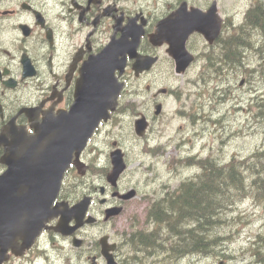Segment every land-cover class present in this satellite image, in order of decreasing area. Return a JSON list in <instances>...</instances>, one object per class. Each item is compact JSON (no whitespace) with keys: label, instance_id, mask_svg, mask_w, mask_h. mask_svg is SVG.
<instances>
[{"label":"flooded vegetation","instance_id":"flooded-vegetation-1","mask_svg":"<svg viewBox=\"0 0 264 264\" xmlns=\"http://www.w3.org/2000/svg\"><path fill=\"white\" fill-rule=\"evenodd\" d=\"M241 1L0 0V133L12 122L16 127L13 138L18 137V127L32 134L34 122L42 123L58 112L69 110L82 63L109 41L130 40L142 33L137 53L155 56L158 60L151 70L141 75L155 70L176 75L175 62L168 53L169 44H157L161 36L152 39L157 25L181 7L183 13L179 19L186 20L190 27L220 26L215 43H224L226 29L235 27L240 20ZM208 44L201 32L190 34L187 48L195 54V61L188 65L185 73L201 75L205 72L207 56L203 48ZM129 59L121 77L127 85L129 78L126 77L134 73L135 62L130 55ZM124 100L122 95L121 102ZM4 151L0 146V157ZM99 209L93 207L95 216H99ZM96 223L105 225L109 221L101 219ZM123 235L116 229L111 233L85 234L79 247L85 251V256L68 254L65 264H107L100 245L102 236L117 242L118 250L113 252L117 264H127L120 249ZM39 257L49 255L36 241L22 256L12 255L6 264H29ZM18 258L23 260L17 263Z\"/></svg>","mask_w":264,"mask_h":264},{"label":"trees","instance_id":"trees-1","mask_svg":"<svg viewBox=\"0 0 264 264\" xmlns=\"http://www.w3.org/2000/svg\"><path fill=\"white\" fill-rule=\"evenodd\" d=\"M263 9L264 7H258L247 15V19L241 24L239 30H237V32L235 33V39L228 42L224 47V57L216 58L214 60V63H220V65H228L230 68H232L237 65V61H240V74L247 77L248 82L251 83L253 89L256 90V95L252 100L256 101L255 106L257 117H263L264 121V111L261 110L264 108ZM229 57H231V62L229 60ZM238 57L239 59H237ZM256 57H259L258 60L260 59V64L258 65V67H255L256 62H254V60H257ZM216 76L220 79H222L223 77L222 75ZM220 163L221 162L217 159L209 158L208 163L203 165V169L197 174L196 177H189L187 181L181 184V187L177 193L172 192V194H168L166 196V201L162 200L157 202L158 217L154 219L161 225L163 224V226L168 224L170 227L175 228L176 235H178L176 238V243L178 242L177 246L179 249V254L181 253L183 247L185 249L188 247L184 252H212L215 247L214 242L216 241L218 236V232L216 231V229L222 224V213L230 208V206L235 203L237 198H241L247 193L257 191L256 195L259 196V198L264 199V149L257 148L252 154H250V156L243 159L232 158L231 162H226L222 165ZM231 165L233 166V168ZM228 167L231 168L229 169ZM255 168L257 171L255 170ZM224 169H226L227 172ZM237 169H240L241 172H238ZM229 170L231 172H229ZM242 171L244 174L242 173ZM234 173H237V175ZM257 175H259V177ZM233 177L234 179H232ZM252 178L253 180H251ZM199 180L201 181L199 182ZM239 180L241 182H239ZM194 183L195 185H193ZM197 183H199L200 186ZM243 184H245V186ZM233 189L234 191H232ZM222 205L223 207L221 208ZM212 209L214 211H212ZM171 221H174L173 223L175 225ZM181 221L183 222V224ZM203 223L205 225H203ZM185 225L187 226L186 228H184ZM194 225L196 227H194ZM179 229L180 231L178 233L177 230ZM180 238L183 239L181 240ZM205 238H208V240L203 243V239L205 240ZM183 240L185 241V243ZM261 248L264 249V242L260 244L257 243V245L254 246L253 250L259 255V259H264L263 257L261 258V256H263Z\"/></svg>","mask_w":264,"mask_h":264},{"label":"rangeland","instance_id":"rangeland-1","mask_svg":"<svg viewBox=\"0 0 264 264\" xmlns=\"http://www.w3.org/2000/svg\"><path fill=\"white\" fill-rule=\"evenodd\" d=\"M242 8L243 5L241 6V9ZM242 13H244V10ZM184 83L185 78L179 76L177 84L184 85ZM183 97L186 100L189 96L187 94L184 96L183 92ZM180 102L181 101H177L176 98H174L172 102H169L167 106L169 113L171 111H175L176 107H174V105L176 106ZM240 107V110L236 113H234L233 110L229 113L231 122L227 124V133L225 134L224 131L222 139L220 138V131H218L217 128L219 127V129L222 130L223 127L219 125L215 126L214 123L210 121V131L207 130V133L205 134L209 137L208 148L210 146V154H224L230 157L233 153H238L239 156H246L247 154L253 152L256 148H264V125L260 121L254 120L252 118V113L244 111L247 107L242 105H240ZM243 107H245V109ZM230 110L231 107H228L227 111ZM212 117L217 118L215 116ZM129 122V126L132 128V120ZM185 123L186 122L183 121H173V132L177 130L180 125ZM164 125L165 124L154 123V127L158 134L161 133L160 129H162ZM166 133L168 132L166 131ZM216 136H218V138H216ZM133 143L134 141L132 144ZM137 150L140 151L138 146ZM179 154L180 153L172 145L168 152L162 157L156 159L154 158L153 165H151L153 168L152 170L145 171L146 169L142 165L140 174L141 177L140 175L135 176V178L140 177V183L138 184L140 189H144L145 191L149 190L151 193L153 192V194H156L154 191H160L163 184L173 188L186 178L188 172L185 168H175L173 165L169 164L172 157L179 156ZM141 158L147 160V162L152 160L148 157V155H142ZM136 203L139 204L141 208L144 205L140 198L137 199ZM233 215L241 217V223L238 225L241 232L230 246V249L232 250L231 252L237 255V258H228L227 264H263V262L257 259L256 255L252 253L242 255L241 250L251 244L253 240H256L257 235L261 233L264 234V204L255 202L253 199H247L236 206ZM224 246L225 245L221 243L216 249L223 248ZM211 259L212 257L207 258V256H197L191 260L187 259L183 261V263L190 262V264H213Z\"/></svg>","mask_w":264,"mask_h":264},{"label":"water","instance_id":"water-1","mask_svg":"<svg viewBox=\"0 0 264 264\" xmlns=\"http://www.w3.org/2000/svg\"><path fill=\"white\" fill-rule=\"evenodd\" d=\"M110 74L108 77H110ZM104 78H106L104 76ZM118 93L117 87L114 85L113 90L107 89L106 95H103L99 90L97 94H91L89 101L84 98L76 104L82 110L81 118L77 122V129L75 130V140L84 146L88 137L92 134L94 128L98 125L101 118L108 117V109H114L116 106V96ZM87 109L85 112L84 108ZM49 149L44 150L45 158L39 165L31 167H19L21 172L28 173L30 176L25 177L26 184L31 190L32 196V212L35 216L44 213L43 220L52 216L51 210H46L44 206L38 201H46L49 204L54 200L59 189L61 178L67 166L69 165L71 154L60 150L61 146L58 140H50ZM124 165L121 160L116 161V168L114 175L117 176ZM32 176V177H31Z\"/></svg>","mask_w":264,"mask_h":264},{"label":"bare ground","instance_id":"bare-ground-1","mask_svg":"<svg viewBox=\"0 0 264 264\" xmlns=\"http://www.w3.org/2000/svg\"><path fill=\"white\" fill-rule=\"evenodd\" d=\"M263 10H264V9H263ZM262 19H263V18H262ZM242 41H243V40H242ZM263 41H264V40H263ZM243 42H244V41H243ZM246 42H247V41H246ZM247 44H248V43H247ZM262 44H263V43H262ZM240 45H241V43H240ZM240 45H239V46H240ZM242 46H243V45H242ZM244 46H245V44H244ZM261 46H262V45H261ZM259 47H260V46H259ZM262 47H263V46H262ZM262 47H261V48H262ZM257 48H258V46H257ZM263 48H264V47H263ZM231 51H232V50H231ZM234 51H235V50H234ZM237 53H238V52H237ZM239 53H240V52H239ZM240 54H241V53H240ZM260 54H262V53H260ZM263 54H264V53H263ZM237 56H238V54H237ZM240 56H241V55H240ZM240 56H239V57H240ZM242 56H244V55H242ZM239 57H238L237 59H239ZM240 60H242V59H240ZM236 61H237V60H236ZM236 63H237V62H236ZM259 103H261V102H259ZM262 103H263V102H262ZM260 106H261V105H260ZM260 108H261V107H260ZM262 108H263V107H262ZM261 110L264 111V108L261 109ZM263 113H264V112H263ZM262 118H263V117H262ZM244 162H245V161H244ZM262 164H263V163H262ZM258 165H259V164H258ZM260 165H261V164H260ZM231 166H232V165H231ZM252 166H253V165H252ZM261 166H262V165H261ZM263 166H264V165H263ZM228 168H229V167H228ZM230 168H231V167H230ZM230 168H229V169H230ZM232 168H233V166H232ZM234 168H235V167H234ZM236 168H237V167H236ZM263 168H264V167H263ZM250 169H254V168H250ZM258 169H259V168H258ZM224 170L226 171V169H224ZM237 170H238V169H237ZM255 170H256V168H255ZM256 171H257V170H256ZM226 172H227V171H226ZM229 172H231V171L229 170ZM262 172H263V171H262ZM262 172H261V173H262ZM242 173H243V171H242ZM234 174L237 175V173H234ZM243 174H244V173H243ZM246 174H247V173H246ZM250 174H251V173H250ZM252 174H253V173H252ZM258 174H259V173H258ZM209 175H210V174H209ZM247 175H248V174H247ZM247 175H246V176H247ZM253 175H254V174H253ZM243 176H244V175H243ZM257 176L259 177V175H257ZM207 177H208V176H207ZM209 177H210V176H209ZM247 177H248V176H247ZM250 177H251V176H250ZM253 177H254V176H253ZM203 178H204V177H203ZM242 178H243V177H242ZM263 178H264V175H263ZM263 178H262V179H263ZM207 179H208V178H207ZM232 179H234V177H233ZM239 179H240V178H239ZM245 179H246V178H245ZM251 180H253V178H252ZM257 180H259V179H257ZM200 181H201V180H199V182H200ZM255 181H256V180H255ZM239 182H241V181L239 180ZM236 183H237V182H236ZM190 184H191V183H190ZM190 184H188V185H190ZM197 184L199 185V183H197ZM237 184H238V183H237ZM237 184H236V185H237ZM193 185H195V183H194ZM243 185L245 186V184H243ZM246 185H247V184H246ZM199 186H200V185H199ZM199 186H198V187H199ZM196 187H197V185H196ZM232 187H233V186H232ZM189 188H190V187H189ZM230 188H231V186H230ZM228 189H229V188H228ZM236 189H237V188H236ZM241 189H242V188H241ZM223 191H224V190H223ZM223 191H222V192H223ZM230 191H231V190H230ZM232 191H234V189H233ZM239 191H240V190H239ZM263 193H264V192H263ZM223 196H224V195H223ZM223 196H222V197H223ZM227 198H228V197H227ZM215 199H217V198H215ZM220 199H221V198H220ZM220 199H218V200H220ZM223 200H224V199H223ZM213 201H214V200H213ZM224 202H225V201H224ZM220 204H221V203H220ZM219 206H220V205H219ZM222 207H223V205L221 206V208H222ZM213 209H214V208H213ZM213 209H212V211L215 210V209H214V210H213ZM218 209H219V207H218ZM216 214H217V213H216ZM203 216H204V215H203ZM213 216H214V214H213ZM213 216H212V217H213ZM191 218H192V217H191ZM161 220H163V219H161ZM161 220H160V221H161ZM164 220H165V219H164ZM213 221H214V220H213ZM167 222H168V221H167ZM171 222L173 223L174 221H171ZM181 222H182V221H181ZM201 222H203V221H201ZM214 222H215V221H214ZM163 223H164V222H163ZM169 223H170V222H169ZM209 223H210V222H209ZM173 224H174V223H173ZM176 224H177V223H176ZM182 224H183V222H182ZM184 224H185V223H184ZM198 224H199V223H198ZM174 225H175V224H174ZM201 225H202V224H201ZM203 225H205V224L203 223ZM206 225H207V224H206ZM171 226H172V225H171ZM182 226H183V225H182ZM189 226H190V225H189ZM186 227H187V226L185 225L184 228H186ZM194 227H196V226L194 225ZM211 227H212V226H211ZM176 229H177V226H176ZM208 229H209V228H208ZM181 230H182V229H181ZM183 230H184V229H183ZM188 230H191V229H188ZM177 231H178V233H179L180 229L177 230ZM185 231H186V230H185ZM185 231H184V232H185ZM199 232H200V231H199ZM209 233H210V232H209ZM182 234H183V233H182ZM206 234H207V232H206ZM211 234H212V233H211ZM180 235H181V234H180ZM177 236H178V235H177ZM208 236H209V235H208ZM182 237H184V236H182ZM205 237H206V236H205ZM180 239H181V238H180ZM182 239H183V238H182ZM182 239H181V240H182ZM203 240H204V239H203ZM177 241H178V240H177ZM183 241H184V240H183ZM183 241H180V242H183ZM184 243H185V241H184ZM184 245H185V244H184ZM182 246H183V245H182ZM187 248H188V247H187ZM187 248H186V249H187ZM193 249H194V248H193Z\"/></svg>","mask_w":264,"mask_h":264}]
</instances>
